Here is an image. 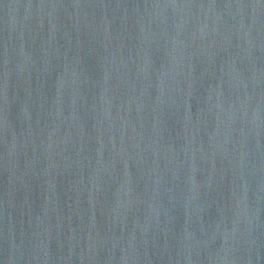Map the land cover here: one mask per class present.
<instances>
[{
	"label": "water",
	"instance_id": "obj_1",
	"mask_svg": "<svg viewBox=\"0 0 264 264\" xmlns=\"http://www.w3.org/2000/svg\"><path fill=\"white\" fill-rule=\"evenodd\" d=\"M0 264H264V0H0Z\"/></svg>",
	"mask_w": 264,
	"mask_h": 264
}]
</instances>
